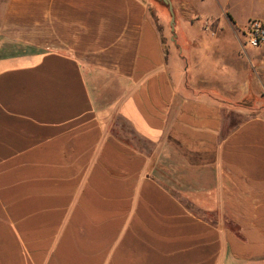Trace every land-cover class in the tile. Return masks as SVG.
Listing matches in <instances>:
<instances>
[{"label":"crops","instance_id":"1","mask_svg":"<svg viewBox=\"0 0 264 264\" xmlns=\"http://www.w3.org/2000/svg\"><path fill=\"white\" fill-rule=\"evenodd\" d=\"M178 2L172 53L150 0H0V264H264V117L209 33L240 24Z\"/></svg>","mask_w":264,"mask_h":264},{"label":"rangeland","instance_id":"2","mask_svg":"<svg viewBox=\"0 0 264 264\" xmlns=\"http://www.w3.org/2000/svg\"><path fill=\"white\" fill-rule=\"evenodd\" d=\"M173 8V15H174V24L171 25V18L168 8L162 2L157 0H150V18L152 23L154 24L163 47L167 52L176 53V44L177 40L176 37H173L172 33H176V27L180 22V11H181V4L178 0H170ZM188 7V4H185ZM214 5L211 3L212 11H214ZM227 6L231 10V14L234 16L236 23L240 24L239 32H237V39H235L234 35L230 33V31L224 29L220 34L215 33L214 27L210 26L209 23H204L201 25L202 29L205 27L209 28V33L212 31L214 32L213 35L211 34L210 38L212 40L223 47L225 45H234L238 52L239 56L241 57L240 62H246L248 66L247 78L251 81V87L255 93H251L246 98L239 100V101H231V106L235 109L239 110L243 113H231L229 118L231 123H240L244 120L249 119L250 117L255 116H263L264 117V42L258 48H251L248 44V31L249 25L253 20L247 21V18L253 16L255 13L253 11V6H255L254 0H228ZM219 8V6H218ZM221 10V8H220ZM264 16V12L260 11ZM261 22V21H260ZM263 23V22H262ZM264 24V23H263ZM171 26H173L174 30L171 31ZM201 27H199L201 29ZM211 29V30H210ZM209 36V35H208ZM173 39V40H172ZM221 46V47H222ZM233 56V52H230ZM215 60H212L214 64L218 62L216 55L214 54ZM243 60V61H242ZM207 64V65H208ZM209 67V68H208ZM206 68H201L200 70L205 71L204 73H211V67L208 65ZM221 69V68H220ZM208 71V72H207ZM223 72V71H221ZM227 73L226 71H224ZM230 73V72H228ZM227 73V74H228ZM235 73V72H234ZM231 74V73H230ZM215 77H218L215 75ZM253 77L261 84L259 86L258 83H253ZM214 79V78H213ZM216 81V78L214 79ZM118 136H121V139L129 144L141 148L143 146L142 142L137 138L136 135L133 137L130 135L131 130L127 125H123L121 128L118 129L116 133Z\"/></svg>","mask_w":264,"mask_h":264},{"label":"built area","instance_id":"3","mask_svg":"<svg viewBox=\"0 0 264 264\" xmlns=\"http://www.w3.org/2000/svg\"><path fill=\"white\" fill-rule=\"evenodd\" d=\"M264 42V24L253 20L249 25L248 44L251 48H258Z\"/></svg>","mask_w":264,"mask_h":264},{"label":"water","instance_id":"4","mask_svg":"<svg viewBox=\"0 0 264 264\" xmlns=\"http://www.w3.org/2000/svg\"><path fill=\"white\" fill-rule=\"evenodd\" d=\"M159 2H162L163 4H165L168 8V11L170 13V18H171V25L174 24V15H173V8H172V4L170 0H157ZM174 28L173 26H171V31L173 32ZM173 37H175L174 33H172ZM173 40V39H172Z\"/></svg>","mask_w":264,"mask_h":264}]
</instances>
